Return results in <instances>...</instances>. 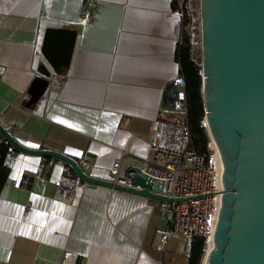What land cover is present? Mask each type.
<instances>
[{
    "label": "crops",
    "instance_id": "obj_1",
    "mask_svg": "<svg viewBox=\"0 0 264 264\" xmlns=\"http://www.w3.org/2000/svg\"><path fill=\"white\" fill-rule=\"evenodd\" d=\"M173 1L0 0V123L24 146L94 160L99 178L112 179L121 151L126 168L148 156L154 121L167 116L165 90L181 74L184 25ZM50 27L78 30L73 59L27 107L38 66L51 68L42 52ZM46 158H7L0 264H157L167 224L158 200L82 182L72 203L59 201V178L76 173ZM172 242L168 264H188L190 248L182 263Z\"/></svg>",
    "mask_w": 264,
    "mask_h": 264
},
{
    "label": "water",
    "instance_id": "obj_2",
    "mask_svg": "<svg viewBox=\"0 0 264 264\" xmlns=\"http://www.w3.org/2000/svg\"><path fill=\"white\" fill-rule=\"evenodd\" d=\"M202 77L206 128L223 160L224 193L215 232L202 264H264V0H201ZM78 30H46L27 107L49 88L53 72L68 70ZM1 122V121H0ZM0 133L18 151L65 161L88 183L172 200L165 182L131 165L129 185L86 174L74 157L53 149L24 146L2 123Z\"/></svg>",
    "mask_w": 264,
    "mask_h": 264
},
{
    "label": "built area",
    "instance_id": "obj_3",
    "mask_svg": "<svg viewBox=\"0 0 264 264\" xmlns=\"http://www.w3.org/2000/svg\"><path fill=\"white\" fill-rule=\"evenodd\" d=\"M178 1V0H177ZM177 12L184 18L185 5L178 1ZM201 5V0H200ZM199 5V6H200ZM200 25L202 17L200 6ZM192 45L198 44L196 38V19L190 22ZM200 32V41H203ZM56 73L49 77V88L55 86ZM162 112L167 115L158 118L153 124V138L148 156L137 158L135 165L150 176L165 182L160 193L172 200H158L167 224L158 229L161 246L164 251L157 264H168L166 254L168 246L174 239H182L191 246L194 237H204L208 243L215 234L222 208L224 184L219 166L210 147V155L198 153L193 147V137L189 124V104L186 89V78L183 74L175 77L165 90ZM206 119L202 122L206 127ZM121 151L112 168V179L129 185L131 180L126 176L127 168ZM7 158H12V152ZM86 174H92L94 160L83 157L78 161ZM88 183L77 174L63 173L58 180L56 199L72 203L79 184Z\"/></svg>",
    "mask_w": 264,
    "mask_h": 264
},
{
    "label": "trees",
    "instance_id": "obj_4",
    "mask_svg": "<svg viewBox=\"0 0 264 264\" xmlns=\"http://www.w3.org/2000/svg\"><path fill=\"white\" fill-rule=\"evenodd\" d=\"M177 10L180 6L177 0L173 1V6ZM191 22L189 9L185 8L183 18V33L179 47L177 49V59L180 63L181 74L186 78V89L189 104V124L193 137V147L200 153L207 156L210 155V135L202 121L205 118V101L203 96V77L202 65L194 57L193 45L190 30L188 29ZM3 135L0 133V142ZM12 152V156L19 152L17 149L5 141L0 144V194L8 181L10 166L7 156ZM47 157L46 159H50ZM208 249V243L204 237H194L189 251L188 264H202Z\"/></svg>",
    "mask_w": 264,
    "mask_h": 264
},
{
    "label": "rangeland",
    "instance_id": "obj_5",
    "mask_svg": "<svg viewBox=\"0 0 264 264\" xmlns=\"http://www.w3.org/2000/svg\"><path fill=\"white\" fill-rule=\"evenodd\" d=\"M180 3L184 4L185 7H187L189 9V13L191 16V21L192 19H196V38L199 40L198 44H195L193 47V53H194V57L199 61V63L202 65L203 62V48H202V42L200 41V32H201V25H200V18H199V14H200V0H178ZM188 29L191 32V28H190V24ZM204 121V119H203ZM202 121V122H203ZM208 130V129H207ZM210 143H211V137H210ZM209 143V144H210ZM210 148V147H209ZM159 247H160V243H159ZM189 246L186 244V241L182 240V239H175L172 242V247H171V253L172 256H174L177 260H181L182 263H185L187 260V253L189 251Z\"/></svg>",
    "mask_w": 264,
    "mask_h": 264
},
{
    "label": "bare ground",
    "instance_id": "obj_6",
    "mask_svg": "<svg viewBox=\"0 0 264 264\" xmlns=\"http://www.w3.org/2000/svg\"><path fill=\"white\" fill-rule=\"evenodd\" d=\"M211 149L213 151L214 158L216 159V162H217V164L219 166L220 176H221V179H222L223 170H224L223 160H222V156L220 155L221 153H220L219 149L217 148L216 142L213 140V138H211ZM214 243H215V234L210 236V238L208 240V249L211 248L214 245Z\"/></svg>",
    "mask_w": 264,
    "mask_h": 264
}]
</instances>
